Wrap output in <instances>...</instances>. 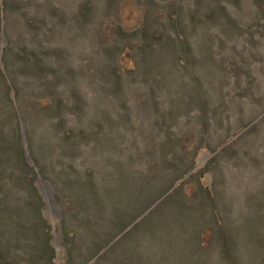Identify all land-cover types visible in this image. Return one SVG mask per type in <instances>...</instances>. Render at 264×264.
<instances>
[{
	"label": "trees",
	"instance_id": "obj_1",
	"mask_svg": "<svg viewBox=\"0 0 264 264\" xmlns=\"http://www.w3.org/2000/svg\"><path fill=\"white\" fill-rule=\"evenodd\" d=\"M210 14L205 13V19L212 18ZM173 23L178 25L177 21ZM39 24L33 20H28L25 24L33 46L30 38H27L15 49L8 44L2 49L0 145L5 154L13 151L20 170V176L14 175L12 171L8 176H18L26 181H32L37 175L46 179L52 186L54 199L60 207L62 202L57 194L56 178L62 181L64 189L67 190L68 202L72 204L70 211H61L62 240L68 245L67 253L68 249L75 250V239L80 244L83 241L92 242L95 253L86 259L88 262L98 250L104 248L194 167V155L199 146L204 144L207 150L212 153L215 151L206 142L211 129L210 119L218 117L229 106L232 94L241 99L257 94L254 89L257 80L250 70L253 54L243 55L244 52L242 54L241 51L245 49L241 48L240 51L236 49L233 52L230 60L218 61L212 53V42L220 35L216 34L214 38L204 31V56L197 60L186 36L180 33L179 37L170 38L164 32L163 35L158 31L149 32L144 23L134 34L141 32L140 35L145 38V47L148 44L150 52L156 49L160 51L157 60L160 69L155 72L158 75L156 82L161 86H165L166 82L174 86L168 91L169 96L175 93L184 97L180 108L172 107L163 112V123L168 125L165 118L175 120L177 115L188 114L202 123L199 127L191 126L185 132H176L169 126L162 128L158 120L150 122V126L142 123L138 127L133 126L136 136L129 139V134H126L129 130L126 125L131 122L129 116L123 110L116 112L119 109L115 110L113 106L99 108L95 104L99 102L102 106L101 102L114 103L110 100L111 97L118 100L122 73L133 72L124 71L118 66L107 71L106 76L99 79L97 86L103 96L99 94L101 97H98L97 94L94 99H87L81 89V78L71 60V53L62 45L52 47L46 44L43 35L50 32L49 25ZM2 32L7 38L5 30ZM261 32L264 35L263 28ZM121 34L124 38L133 35ZM175 42L178 56L173 51ZM137 46L128 48L132 57ZM125 47H128L127 44ZM142 48L143 46L140 49ZM161 49L172 50L173 55ZM8 52L13 54L8 55ZM191 58L204 63L207 68L193 73L191 67L195 66V62H191ZM169 61L174 67L166 71L174 75L173 80H168L163 73V67ZM136 69L137 64L134 61L131 71ZM150 76L152 77L150 74L146 75L147 78ZM70 83L73 84L72 87ZM10 91L13 92L12 97ZM192 111L196 113H191ZM20 121L33 166H29L24 160L20 144ZM249 121H244L243 127L250 124ZM256 129L255 125L251 126L237 137V141H242ZM189 133L200 145L193 143L192 148L186 151L182 142ZM140 137L149 138L151 145L147 148L140 147L137 141ZM128 140L133 143L129 152V147L126 149L123 146ZM227 150L228 148L220 149L212 157L232 153ZM68 157L72 160H67ZM77 157L81 159V165L74 163L73 159ZM48 164L55 170L56 178L49 175ZM213 165L214 163L210 166ZM210 166L207 167V172L211 177V190L202 187L197 180L198 173L205 169L200 168L194 174L188 175L187 181L196 178L195 192L190 197L183 194L178 184L171 195L161 198L131 229L134 230L138 225L141 227L142 238L137 250L141 253L140 260L145 261L144 264H194L202 258L205 260L210 247L209 244L202 246L200 243L199 233L203 229L212 234L211 240L220 248V262L217 264H264V238L258 231L262 215L259 212L245 213L235 208L226 180L221 176L216 184L218 178ZM9 177H6V181L10 184ZM3 186L9 187L7 184ZM31 188L36 195L34 187ZM36 197L37 202L33 209H26L27 203L23 204L27 212V222L26 219L13 220L16 217L10 213L17 210L11 203L0 205L4 214L6 211V218L14 230L16 227L26 229L28 226L35 229V221L41 222L39 216L30 217L38 209L39 201L37 195ZM249 201L253 207H260L261 202L256 196H251ZM66 215L73 220L76 226L74 230L67 229ZM3 218L5 220V215ZM4 223L5 221L0 223V239L6 236L9 240L8 234L11 230ZM43 234V246L42 243L40 246L48 249L52 255V248L45 243L47 232ZM98 239L101 241L96 242ZM17 244L19 246L20 242ZM114 244L115 242L108 251L106 249L98 256L96 262L107 258L110 253L114 254V249L118 247H114ZM2 245L0 244V264H11L9 257L3 256L5 252L1 249ZM122 247L117 249L121 250ZM10 249L9 246V255ZM14 249L19 250L17 247ZM122 251V256L118 255L114 264H125L123 258L130 251L127 248Z\"/></svg>",
	"mask_w": 264,
	"mask_h": 264
},
{
	"label": "rangeland",
	"instance_id": "obj_2",
	"mask_svg": "<svg viewBox=\"0 0 264 264\" xmlns=\"http://www.w3.org/2000/svg\"><path fill=\"white\" fill-rule=\"evenodd\" d=\"M207 12L212 14V18L205 19L206 15L204 14ZM28 20H33L37 24L49 25L50 32L43 35L44 42L52 47L62 45L71 53V60L76 65L81 78V89L89 100L97 97V94L98 97L103 96L97 86L100 83L99 79L104 78L107 71L114 70L118 66L124 71L133 72L122 73L121 92L117 94L118 100L107 95L114 103L111 101L106 104L100 101L102 106L99 102L95 104L99 108L106 105L107 107L113 106L115 110L119 109L116 112L123 110L129 116L131 122L126 125L129 127L126 132L127 135L129 134L127 136L129 139H134L136 136L133 126L138 127V124L142 123H145V126H150V122L158 120L162 128L169 126L176 132H185L191 126L199 127L202 123L190 114L187 116L177 115L175 120L165 118L168 120V125L163 123V117L161 118L163 112L172 107L180 108L184 97L177 96L175 93L169 96L168 91L174 86H170L167 82L165 86H161L156 82L158 75L155 72L160 69L157 64L160 51L156 49L150 52L149 45L146 44L145 47V38L140 35L141 32L134 34L144 26V23L149 32L158 31L162 35L164 32L170 38L179 37L180 33L186 36L189 47L191 46L193 49L194 57L197 60L204 56L202 55L206 43H203L204 39H202L204 31L214 38L216 34L221 36L212 42V53L218 61L226 62L232 58L236 49L240 51L241 48H244L245 50L241 51L242 54L244 52L243 55L251 56L253 54L250 70L257 80L254 86L257 94L248 99L245 97L241 99L232 94L229 106L220 112L218 117L210 119L211 129L206 142L209 143L210 148L215 149L213 153L207 150L204 144L199 146V141L192 139L191 133L185 135L182 144L186 151L192 148L193 143H197L199 146L194 155V167L104 248L98 250L88 262L86 259L95 253L92 242L83 241L80 244L75 239L73 240L75 250L68 249L67 253L68 245H65L62 240L61 211L65 209L70 211L72 204L68 202L69 197L62 181L55 177V170L48 164L49 175L55 177L58 183L57 194L62 202V207L54 199L53 188L51 196L54 202L49 204L42 198L35 178L32 181H26L18 176L11 175L9 177L8 174L11 171L14 175L20 176V170L17 167L13 151L5 154L0 145V205L6 206L7 203H11L17 210H12L10 213L16 217L13 220L23 221L26 219L25 222H27L26 209H33L34 203L37 202V195L38 209L30 217L39 216L41 220V222L35 221L37 219L34 220L37 223L35 229H30L28 226L26 229L16 227L14 230L11 222L6 218V211L4 214L3 207H0V223L5 221L11 230V233L8 234L9 240L6 239V236L0 239V244H3L1 249L3 253L5 252L4 258L5 256L9 257L11 264H93L96 262V258L106 249L108 251L115 242L114 247L123 246L124 251L126 248L130 251L123 258L125 264H144L145 261L140 260V252L137 250L142 238L141 227L138 225L134 230L131 229L148 211L155 207L161 198L171 195L173 188L178 184L182 188L183 194L190 197L195 192L196 178L187 181L188 175L194 174L200 168L205 169L198 173L197 180L202 187L211 190V177L207 172V167L213 163L214 165L210 167L218 178L216 184L221 176L226 180V186L233 196V206L245 213L259 212L262 215L258 231L264 238V35L261 32V28L264 29V0H0V36L3 37V40L0 39L1 53L7 44L15 49L27 38H30L29 30L25 25ZM174 21H177L178 25H174ZM4 30L8 39L2 32ZM121 32L133 33V35L124 38ZM221 38L223 41L220 42ZM30 41L33 46L31 38ZM35 41L38 43L37 39ZM126 44L128 47H125ZM174 44H176L173 48L174 55L178 56L177 43ZM130 46H137L133 57L128 49ZM142 46L143 48L140 49ZM165 49L161 50L173 55L172 50ZM12 54V52H8V55ZM134 61L138 70L131 71L134 68ZM0 62L2 63L1 59ZM191 62H195V66L191 67L193 73L207 68V65L195 61L193 58H191ZM170 67H174L171 61L163 67V73L168 80H173L174 75L166 71ZM0 69H3V63ZM147 74L152 77L147 78ZM106 82L108 83V80ZM72 86L73 84L70 83V87ZM123 102L125 106H123ZM191 113H196V111ZM244 121H249L250 124L243 127ZM253 125L257 128L255 132L247 134L242 141H237V137ZM160 134L162 136L163 132ZM137 141L143 148L151 145L149 138L140 137ZM132 144L130 140L127 141V144H123L124 148L129 147L127 152L131 151ZM223 148H228L227 151L231 150L232 153L217 158L212 157L216 151ZM23 156L25 160L24 152ZM66 159L72 160L69 157ZM73 161L81 165L79 157ZM6 177L10 178L12 187L6 181ZM4 184L9 187H4ZM31 187L36 190V195ZM251 196H256L261 202L259 208L250 204ZM25 202L27 203L26 209L23 207ZM65 219L67 229L74 230L76 226L71 217L66 215ZM58 225H60L62 243L59 244L57 241L58 244L55 248L52 237L56 233ZM45 231L47 232L45 243L52 248V255L48 249L40 246L41 243L43 246ZM123 234L125 236L121 237ZM211 237L212 234L208 230L203 229L199 233L202 246L209 244L210 249L206 252L205 260L202 258L195 262L196 264H217L220 262V248L214 244ZM18 241L20 242L19 246ZM97 241H101V239ZM9 246L12 249H10V255ZM16 247L19 250L14 249ZM117 248L114 249V254L110 253L107 258H102L96 264H114L116 257L118 255L121 257L123 254L122 249ZM142 258L144 260V257Z\"/></svg>",
	"mask_w": 264,
	"mask_h": 264
},
{
	"label": "water",
	"instance_id": "obj_3",
	"mask_svg": "<svg viewBox=\"0 0 264 264\" xmlns=\"http://www.w3.org/2000/svg\"><path fill=\"white\" fill-rule=\"evenodd\" d=\"M0 39L3 40V37L0 36ZM0 53H1V48H0ZM0 67H2V63L0 62ZM13 95V92L10 91V96L12 97ZM19 128H20V143L23 147V152H24V155H25V161L27 162V164L29 166H33V162L28 154V149L26 147L27 145V141L25 139V133H24V129H23V124L22 122L20 121L19 122ZM36 170V169H35ZM35 182H36V186L37 188L41 191V196L42 198L45 200L46 203H49V204H52L54 202L52 196H51V193H52V187L50 185V183L48 181H45L44 179H42L40 176H36L35 178ZM53 243H54V246L56 248V245L58 244H61V239H60V225H58L57 227V230H56V233L53 234ZM58 241V242H57ZM56 252V255L58 256V253L57 251Z\"/></svg>",
	"mask_w": 264,
	"mask_h": 264
}]
</instances>
